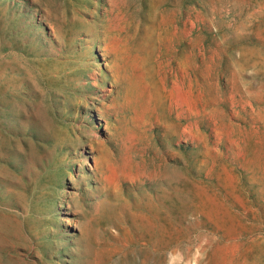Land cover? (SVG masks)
<instances>
[{
	"label": "rangeland",
	"instance_id": "374dc122",
	"mask_svg": "<svg viewBox=\"0 0 264 264\" xmlns=\"http://www.w3.org/2000/svg\"><path fill=\"white\" fill-rule=\"evenodd\" d=\"M0 1V264H264V0Z\"/></svg>",
	"mask_w": 264,
	"mask_h": 264
},
{
	"label": "bare ground",
	"instance_id": "6f19581e",
	"mask_svg": "<svg viewBox=\"0 0 264 264\" xmlns=\"http://www.w3.org/2000/svg\"><path fill=\"white\" fill-rule=\"evenodd\" d=\"M93 1H94V0H93ZM111 1H112V0H111ZM111 1H110V2H111ZM113 1H114V0H113ZM113 1H112V2H113ZM122 1H123V0H122ZM124 1H125V0H124ZM70 2H72V1H70ZM76 2H77V1H76ZM116 2H117V1H116ZM0 3H1V1H0ZM73 3H75V2H73ZM73 3H72V4H73ZM79 3H80V0H79ZM85 3H86V2H85ZM103 3H104V2H103ZM106 3H107V2H106ZM76 4H77V3H76ZM76 4H75V5H76ZM94 4H95V3H94ZM111 4H112V3H111ZM114 4H115V3H114ZM2 5H3V4H2ZM5 5H6V4H5ZM8 5H9V4H8ZM67 5H68V3H67ZM78 5H79V4H78ZM9 6H10V5H9ZM9 6H8V7H9ZM11 6H12V5H11ZM73 6H74V4H73ZM73 6H72V7H73ZM89 6H90V5H88V7H89ZM91 6H92V5H91ZM108 6H109V5H108ZM1 7H2V6H1ZM4 7H5V6H4ZM95 7H96V6H95ZM116 7H117V6H116ZM74 8H75V7H74ZM86 8H87V7H86ZM86 8H85V10H86ZM40 9H41V8H40ZM90 9H91V8H90ZM108 9H110V8H108ZM16 10H17V9H16ZM74 10H75V9H74ZM99 10H101V9H99ZM123 10H124V9H123ZM13 11H14V10H13ZM41 11H42V10H41ZM78 11H79V10H78ZM81 11H82V10H81ZM94 11H95V10H94ZM102 11H103V10H102ZM70 12H71V11H70ZM75 12H76V11H75ZM82 12H83V11H82ZM84 12H85V11H84ZM15 13H16V12H15ZM60 13H61V12H60ZM85 13H87V12H85ZM89 13H90V12H89ZM118 13H119V12H118ZM16 14H17V13H16ZM76 14H77V13H76ZM91 14H92V12H91ZM123 14H124V13H123ZM12 15H13V14H12ZM65 15H66V14H65ZM80 15H81V13H80ZM113 15L115 16V14H113ZM120 15H121V14H120ZM120 15H119V16H120ZM0 16H1V15H0ZM3 16H4V15H3ZM37 16H38V15H37ZM46 16H47V15H45V17H46ZM61 16H63V15L61 14ZM85 16H86V15H85ZM91 16H92V15H91ZM121 16H122V15H121ZM34 17H35V16H34ZM83 17H84V16H83ZM87 17H88V16H87ZM124 17H125V16H124ZM48 18H49V17H48ZM79 18H80V17H79ZM52 19H53V18H52ZM55 19H57V18H55ZM105 19H106V18H105ZM107 19H108V18H107ZM117 19H119L118 16H117ZM120 19H121V18H120ZM125 19H126V18H125ZM0 20H2V24H1V25H11V24H12V19L10 20V19L7 18L6 16L3 17V18L0 19ZM44 20H45V19H44ZM80 20H81V19H80ZM108 20H109V19H108ZM108 20H107V21H108ZM87 21H88V20H87ZM91 21H92V20H91ZM107 21H106V22H107ZM111 21H112V20H111ZM69 22H70V21H69ZM82 22H83V21H81V23H82ZM85 22H86V21H85ZM103 22H104V21H103ZM70 23H71V22H70ZM111 23H112V22H111ZM116 23H117V22H116ZM57 24H58V23H57ZM99 24H100V23H99ZM114 24H115V23H114ZM107 25H108V24H107ZM58 26H59V25H58ZM68 26H69V25H68ZM70 26H71V25H70ZM113 26H114V25H113ZM113 26H112V27H113ZM59 27H60V26H59ZM108 27H109V26H108ZM116 27H117V26H116ZM68 28H69V27H68ZM68 28H67V29H68ZM48 29H49V27H48ZM50 29H51V28H50ZM57 29H58V28H57ZM113 29H114V28H113ZM118 29H119V28H118ZM48 31H49V30H48ZM55 31H56V29H55ZM58 31H59V30H57V32H58ZM46 32H47V31H46ZM82 32H83V31H82ZM76 34H77V33H76ZM87 34H88V33H87ZM58 35H59V32H58ZM112 35H113V34H112ZM34 36H35V35H34ZM52 36H53V35H52ZM85 36H86V35H85ZM85 36H84V37H85ZM117 36H118V35H117ZM26 37H27V36H26ZM37 38H38V37H37ZM60 38H61V34H60ZM62 38H63V37H62ZM91 38H92V37H91ZM111 38H112V37H111ZM33 39H35V37H34ZM51 40H52V39H51ZM118 40H119V39H118ZM19 41H20V40H19ZM25 41H26V40H25ZM55 41H56V40H55ZM71 41H72V40H71ZM113 41H114V40H113ZM71 43H72V42H71ZM91 43H92V42H91ZM51 44H52V43H51ZM62 44H63V42H62ZM62 44H61V45H62ZM116 44H117V43H116ZM49 45H50V44H49ZM56 45H57V44H56ZM102 45H103V44H102ZM110 45H111V44H110ZM57 46H58V45H57ZM69 46H70V45H69ZM84 46H85V45H84ZM42 47H43V46H42ZM42 47H41L40 49H42ZM53 47H54V46H53ZM26 48H27V47H26ZM118 48H119V47H118ZM30 49H31V48H30ZM48 49H49V48H48ZM55 49H56V48H55ZM116 49H117V48H116ZM23 50H25V49H23ZM45 50H46V48H45ZM56 50H57V49H56ZM64 50H65V49H64ZM71 50H72V49H71ZM101 50H102V49H101ZM106 50H107V49H106ZM31 51H32V49L30 50V52H31ZM36 51H38V49H37ZM47 51H48V50H47ZM49 51H51V50H49ZM102 51H103V50H102ZM27 52H28V49H27ZM52 53H53V51H52ZM54 53H55V52H54ZM56 54H57V53H56ZM75 54H76V53H75ZM104 54H105V53H104ZM52 55H54V54H52ZM88 55H89V54H88ZM95 55H96V54H95ZM56 56H57V55H56ZM14 57H15V56H14ZM60 57H61V56H60ZM62 57H63V56H62ZM85 57H86V56H85ZM105 57H106V56H105ZM16 58H17V57H16ZM52 58H53V56H52ZM57 58H58V56H57ZM53 59H54V58H53ZM87 60H88V59H87ZM94 60H95V59H94ZM57 61L59 62V60H57ZM5 62H7V61H5ZM9 62H11V61H9ZM18 62H19V61H18ZM26 62L28 63V61H26ZM82 62H83V61H82ZM82 62H81V63H82ZM98 62H99V61H98ZM16 63H17V62H16ZM21 63H22V62H21ZM0 64H1V63H0ZM31 64H32V63H31ZM48 64H49V63H48ZM56 64H57V63H56ZM84 64H86V61L83 63V65H84ZM5 65H7V64H5ZM12 65H13V64H12ZM27 65L29 66V64H27ZM33 65H34V64H33ZM52 65H53V64H52ZM35 66H36V65H35ZM81 66H82V65H81ZM25 67H27V66H25ZM25 67H24V68H25ZM29 67H30V66H29ZM36 67H37V66H36ZM84 67H85V65H84ZM16 68H17V67H16ZM31 68H32V67H31ZM25 69H26V68H25ZM3 70H4V69H3ZM7 70H8V68H7ZM27 71H29V70H27ZM33 71H34V70H33ZM22 72H23V71H22ZM27 73H28V72H27ZM64 73H65V72H64ZM21 74H22V73H21ZM32 74H33V73H32ZM36 74H37V73H36ZM7 75H8V74H7ZM23 75H24V74H23ZM34 75H35V74H34ZM34 75H33V76H34ZM47 75H48V74H47ZM0 76H1V75H0ZM26 76H27V75H26ZM12 77H13V76H12ZM17 77H18V76H17ZM19 77H20V76H19ZM19 77H18V78H19ZM21 77H22V76H21ZM24 77H25V75H24ZM24 77H23V78H24ZM43 77H44V76H43ZM95 77H96V76H95ZM27 78H28V77H27ZM29 78H30V77H29ZM35 78H37V77H35ZM35 78H34V79H35ZM11 79H12V78H11ZM31 79H32V78H31ZM37 79H38V78H37ZM64 79H66V78H64ZM67 79H68V78H67ZM89 79H90V78H89ZM8 80H9V79H8ZM8 80H7V81H8ZM12 81H14V80H12ZM18 81H19V80H18ZM18 81H17V83H18ZM32 81H34V80H32ZM32 81H31V82H32ZM7 83H8V82H7ZM11 83H12V82H11ZM32 83L34 84V83H36V82H32ZM46 83H47V82H46ZM46 83H45V84H46ZM14 84H15V82H14ZM7 85H8V84H7ZM16 85H17V84H16ZM178 85H179V84H178ZM46 87H48V86L46 85ZM46 87H45V88H46ZM173 87H174V86H173ZM35 88H36V87H35ZM97 88L100 89L99 87H97ZM49 89H51V88H49ZM32 90H33V89H32ZM33 91H34V90H33ZM41 91H42V90H41ZM96 92H97V91H96ZM175 92H176V94L178 95V91H177V89H176ZM21 93H22V92H21ZM28 93H29V92H28ZM13 94H14V93H13ZM179 94H180V93H179ZM22 95H23V94H22ZM97 95H98V94H97ZM181 95H182V94H181ZM103 96H104V95H103ZM175 96H176V95H175ZM14 97H15V96H14ZM19 97H20V96H19ZM22 98H24V97H22ZM25 98H26V97H25ZM17 99H18V98H17ZM173 100H174V99H173ZM177 101H178V100H177ZM173 102H174V101H173ZM174 106H175V105H174ZM94 137H95V135H94ZM114 141H115V140H114ZM90 147H91V146H90ZM93 150H95V149H93ZM124 150H125V149H124ZM127 151H128V150H127ZM124 155H125V154H124ZM86 156H87V155H86ZM91 156H92V155H91ZM130 158H131V157H130ZM121 159H122V158H121ZM126 159H127V158H126ZM77 163H78V162H77ZM117 163H118V162H117ZM117 163H116V164H117ZM124 163H125V162H124ZM91 164H92V163H91ZM107 168H108V167H107ZM123 168H124V167H123ZM128 169H129V168H128ZM117 170H118V169H117ZM98 174H99V173H98ZM115 175H116L115 172H112V177H114ZM67 176H68V175H67ZM44 193H45V192H42V193H40V195H41V196H42V195L44 196ZM68 206H69V205H68ZM56 233H57V232H56ZM54 234H55V233H54ZM39 243H40V242H39ZM39 243H38V244H39ZM36 245H37V244H36ZM31 248H32V247H31ZM36 248H37V247H36ZM35 251H37V250H35ZM37 252H39V251H37Z\"/></svg>",
	"mask_w": 264,
	"mask_h": 264
}]
</instances>
